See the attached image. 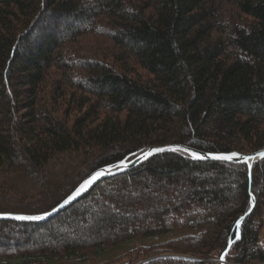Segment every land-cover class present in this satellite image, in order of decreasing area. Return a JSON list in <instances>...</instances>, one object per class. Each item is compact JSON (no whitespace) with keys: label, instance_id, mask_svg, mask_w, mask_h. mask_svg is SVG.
<instances>
[{"label":"trees","instance_id":"obj_1","mask_svg":"<svg viewBox=\"0 0 264 264\" xmlns=\"http://www.w3.org/2000/svg\"><path fill=\"white\" fill-rule=\"evenodd\" d=\"M92 34L110 59L76 46ZM168 144L264 148V0H0V213L47 212L95 170ZM263 204L264 158L158 153L50 220H0V264H93L159 237V254L182 256L142 264H264Z\"/></svg>","mask_w":264,"mask_h":264},{"label":"water","instance_id":"obj_2","mask_svg":"<svg viewBox=\"0 0 264 264\" xmlns=\"http://www.w3.org/2000/svg\"><path fill=\"white\" fill-rule=\"evenodd\" d=\"M156 149H162V151H154ZM176 151L179 153L187 154L198 160H216V161H224L228 163H246L250 168L252 164L262 158H264V148L250 152V153H239V152H229V153H208L198 149H195L188 145L183 144H168L164 146H149L144 147L138 150V152L134 153L129 158L111 166L102 167L96 171H94L91 175H89L68 197H66L61 203L52 208L51 210L38 214V215H22V214H12V213H0V220H15L22 222H43L52 216L58 214L63 211L77 200H79L83 195H85L88 191H90L98 182L108 177L119 175L124 173L137 165L141 164L145 160L151 158L152 156L163 153V152H171ZM195 153L196 155H193ZM236 154L232 159H217L215 157L218 156H232V154ZM97 173H101V175L95 179L89 186H86L87 181H92L93 177L96 176ZM79 193V195H77ZM254 207V203L252 204L251 210ZM18 217H42V219H18ZM245 216H243L239 221L238 225H240ZM225 254L221 257L220 263L225 264Z\"/></svg>","mask_w":264,"mask_h":264},{"label":"rangeland","instance_id":"obj_3","mask_svg":"<svg viewBox=\"0 0 264 264\" xmlns=\"http://www.w3.org/2000/svg\"><path fill=\"white\" fill-rule=\"evenodd\" d=\"M234 10V9H233ZM76 46L79 48H82V50L90 52V53H96L98 56H102L104 58H108L110 59L111 56L113 55V53H115V49L112 47L111 42L109 41V39L107 37H104L102 35H89L87 37H84L83 40L80 41V43H77ZM115 55V54H114ZM58 73V72H57ZM59 74V73H58ZM46 92L48 93V91H51V87L50 85L46 86ZM49 94V93H48ZM47 94V95H48ZM76 116V113H74L73 115H71L68 118L69 124H71V122L73 121L74 117ZM124 117V116H122ZM138 152V151H137ZM187 155V154H186ZM132 156V155H131ZM130 157V156H129ZM128 157V158H129ZM257 162V161H256ZM106 167V166H104ZM102 168V167H101ZM100 169V168H99ZM98 170V169H97ZM96 171V170H95ZM93 173V172H92ZM92 173H90L89 175H91ZM88 175V176H89ZM86 176L72 191L71 193L88 177ZM104 180V179H103ZM102 181V180H101ZM100 181V182H101ZM2 182V178H0V184ZM98 182V183H100ZM97 183V184H98ZM96 184V185H97ZM95 185V186H96ZM94 186V187H95ZM70 193V194H71ZM69 194V195H70ZM68 195V196H69ZM66 196V197H68ZM83 197V196H82ZM43 198H40L39 196H33L30 198H26V200L23 201V205H31V207H34L38 202L37 201H42ZM80 200V199H79ZM78 201V200H77ZM76 201V202H77ZM75 202V203H76ZM73 203V204H75ZM72 204V205H73ZM70 205V206H72ZM69 206V207H70ZM36 208V207H35ZM261 211L262 214L261 216L258 217L257 219V223L261 224V230H260V234H259V239L261 244L264 245V204L261 207ZM32 210V209H30ZM38 212L37 210H35L34 212H18V213H12V214H22V215H38V214H42V213H36ZM45 213V212H43ZM60 213V212H59ZM58 213V214H59ZM56 214V215H58ZM56 215L52 216L55 217ZM51 217V218H52ZM51 218L47 219L50 220ZM46 220V221H47ZM64 218L59 219L58 221H63ZM15 221V220H14ZM58 221H54L52 222V228H55L56 225L57 227H59V223H56ZM56 227V228H57ZM47 233V232H45ZM168 237H159V238H149V239H137L135 240L133 243L128 244L122 248H115V249H111L106 253V256L99 258V259H95L93 264H112L113 262L119 261V263L121 264H142L147 262L148 260L157 257V256H162V257H167V256H182L180 254H175V253H161L159 254L161 251L165 250V241H167ZM151 246L150 250L146 249L145 247H149ZM131 249H139L138 253H135L133 255V257H131V261L129 262V260H127L128 258V253L129 250ZM142 249H146L147 253L143 252ZM141 254H143L144 256H140ZM217 253H212L209 258L207 259V261L209 262H213V263H220V259L217 258ZM138 258L136 262H133L134 259ZM226 261V259H225ZM64 264H70V262H66ZM225 264H230L229 262H225Z\"/></svg>","mask_w":264,"mask_h":264},{"label":"snow or ice","instance_id":"obj_4","mask_svg":"<svg viewBox=\"0 0 264 264\" xmlns=\"http://www.w3.org/2000/svg\"><path fill=\"white\" fill-rule=\"evenodd\" d=\"M154 151H162V149H156ZM193 155H196L195 153H193ZM236 154H232V156H218V157H215L217 159H232L233 156H235ZM101 175V173H97L95 177H93V180L92 181H87L86 182V186H89L95 179H97L99 176ZM77 195H79V193H77ZM18 219H42V217H18Z\"/></svg>","mask_w":264,"mask_h":264}]
</instances>
